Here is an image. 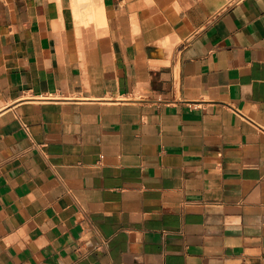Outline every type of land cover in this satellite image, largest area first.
Masks as SVG:
<instances>
[{
  "label": "crops",
  "instance_id": "1",
  "mask_svg": "<svg viewBox=\"0 0 264 264\" xmlns=\"http://www.w3.org/2000/svg\"><path fill=\"white\" fill-rule=\"evenodd\" d=\"M102 10L0 0V264H264V0Z\"/></svg>",
  "mask_w": 264,
  "mask_h": 264
},
{
  "label": "bare ground",
  "instance_id": "2",
  "mask_svg": "<svg viewBox=\"0 0 264 264\" xmlns=\"http://www.w3.org/2000/svg\"><path fill=\"white\" fill-rule=\"evenodd\" d=\"M59 2H61V0H58V3ZM69 6L72 10L74 20L77 22V24L79 23L84 27L92 22H95L96 25H99L103 20L104 11L102 10L101 2L97 6H93L92 2L87 0H70ZM84 13L85 15H83Z\"/></svg>",
  "mask_w": 264,
  "mask_h": 264
},
{
  "label": "rangeland",
  "instance_id": "3",
  "mask_svg": "<svg viewBox=\"0 0 264 264\" xmlns=\"http://www.w3.org/2000/svg\"><path fill=\"white\" fill-rule=\"evenodd\" d=\"M66 3H68L69 4V1L70 0H64ZM87 1H90V2H92V4H93V6H97L98 4H100V2L102 3V0H87ZM72 11V10H71ZM85 14V13H84ZM83 14V15H84ZM74 17V16H73Z\"/></svg>",
  "mask_w": 264,
  "mask_h": 264
}]
</instances>
